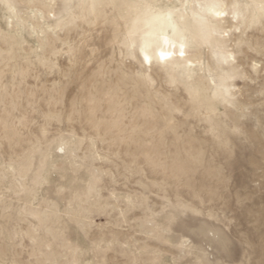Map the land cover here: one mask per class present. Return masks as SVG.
<instances>
[{"label": "clouds", "instance_id": "obj_1", "mask_svg": "<svg viewBox=\"0 0 264 264\" xmlns=\"http://www.w3.org/2000/svg\"><path fill=\"white\" fill-rule=\"evenodd\" d=\"M0 264H264V0H0Z\"/></svg>", "mask_w": 264, "mask_h": 264}]
</instances>
